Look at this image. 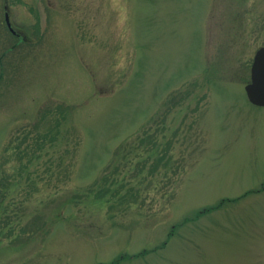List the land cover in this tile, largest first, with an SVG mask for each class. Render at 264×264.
I'll return each mask as SVG.
<instances>
[{
  "label": "rangeland",
  "instance_id": "obj_1",
  "mask_svg": "<svg viewBox=\"0 0 264 264\" xmlns=\"http://www.w3.org/2000/svg\"><path fill=\"white\" fill-rule=\"evenodd\" d=\"M262 48L264 0H0V264H264Z\"/></svg>",
  "mask_w": 264,
  "mask_h": 264
},
{
  "label": "water",
  "instance_id": "obj_2",
  "mask_svg": "<svg viewBox=\"0 0 264 264\" xmlns=\"http://www.w3.org/2000/svg\"><path fill=\"white\" fill-rule=\"evenodd\" d=\"M7 23L11 29V23L7 15ZM12 33L15 34L13 29ZM249 101L257 107H264V48L259 49L255 55L252 69V83L246 87Z\"/></svg>",
  "mask_w": 264,
  "mask_h": 264
},
{
  "label": "bare ground",
  "instance_id": "obj_3",
  "mask_svg": "<svg viewBox=\"0 0 264 264\" xmlns=\"http://www.w3.org/2000/svg\"><path fill=\"white\" fill-rule=\"evenodd\" d=\"M11 30V29H10ZM14 31V30H13ZM15 32V31H14ZM17 35V37H18V34H16V32H15V36Z\"/></svg>",
  "mask_w": 264,
  "mask_h": 264
}]
</instances>
